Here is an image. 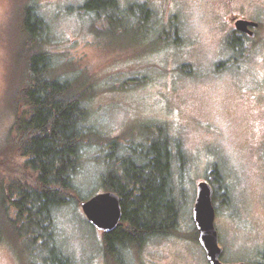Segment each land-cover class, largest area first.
I'll return each mask as SVG.
<instances>
[{"label": "rangeland", "instance_id": "1", "mask_svg": "<svg viewBox=\"0 0 264 264\" xmlns=\"http://www.w3.org/2000/svg\"><path fill=\"white\" fill-rule=\"evenodd\" d=\"M84 1L0 0V190L9 183L30 186L35 177L12 145L11 109L21 74L17 14L21 4L32 2L51 26L55 74L84 82L97 134L75 174L76 195L50 220L52 243L67 264H208L195 242L192 209L197 185L210 179L213 166L221 176L213 203L220 260L264 264V0H236L245 9L235 12L261 26L254 39L235 47L226 24L232 10L221 0H117L151 11L141 27L116 13L101 25L92 22L79 9ZM158 128L185 157L172 167L180 204L176 228L111 259L103 234L87 222L80 204L104 192L101 176L112 141L121 154ZM7 235L0 242V264L42 262L44 250L24 255L15 246L21 240Z\"/></svg>", "mask_w": 264, "mask_h": 264}, {"label": "trees", "instance_id": "2", "mask_svg": "<svg viewBox=\"0 0 264 264\" xmlns=\"http://www.w3.org/2000/svg\"><path fill=\"white\" fill-rule=\"evenodd\" d=\"M21 5L15 50L21 74L12 96V145L35 177L30 186L9 183L2 187L4 192L0 190V242L6 232L9 240H21L15 246L24 255L44 250L40 254L46 258L40 264H67L64 254L52 243L50 220L55 210L69 203L72 192L76 195L72 186L75 174L97 134L89 123V100L81 90L83 80L55 74L49 21L36 3ZM79 9L100 25L103 18L112 20L116 13L130 16L135 19L134 26L141 27L152 15L144 4L121 6L117 0H85ZM239 41L232 37L230 47ZM143 140L123 148L121 154L112 141L105 152L107 170L101 176V187L120 198L122 209L117 228L103 234L104 253L111 259L118 260L131 246L172 234L178 222L180 204L172 185V167L175 161L184 163L181 147L159 128ZM220 177L213 166L207 179L213 189V203ZM220 197L226 199L225 192ZM194 235L197 242L196 229Z\"/></svg>", "mask_w": 264, "mask_h": 264}, {"label": "water", "instance_id": "3", "mask_svg": "<svg viewBox=\"0 0 264 264\" xmlns=\"http://www.w3.org/2000/svg\"><path fill=\"white\" fill-rule=\"evenodd\" d=\"M235 25L237 30L248 33L250 36H253V33L247 30V26L257 27L256 23L245 20H237ZM80 207L87 222L102 234L113 232L122 218L120 198L113 192L104 191L95 194L81 202ZM192 219L197 231V241L204 251L207 263L227 264L220 260L223 249L219 246L218 233L214 226L213 189L207 181L197 185ZM236 264L257 263L240 262Z\"/></svg>", "mask_w": 264, "mask_h": 264}, {"label": "flooded vegetation", "instance_id": "4", "mask_svg": "<svg viewBox=\"0 0 264 264\" xmlns=\"http://www.w3.org/2000/svg\"><path fill=\"white\" fill-rule=\"evenodd\" d=\"M221 1L227 6V8H229V10L230 9L232 10V12H230V14L227 16V20H226V24L230 28L231 36L233 38L239 39L241 42L248 40V39H254L257 35V32L260 29L261 23L257 20H253L251 18L240 15V13L235 12V10L245 9V8H240L241 7L240 5H234L235 3H237L236 0H221ZM242 12L244 13L246 11H242ZM232 19H234V20L232 21ZM237 20H245V21L256 23L257 24L256 28H252L251 26H247V30L251 31L253 33V36H250L248 33L241 32V31L237 30L236 25H235V22Z\"/></svg>", "mask_w": 264, "mask_h": 264}]
</instances>
